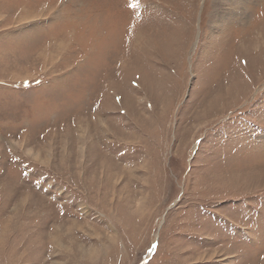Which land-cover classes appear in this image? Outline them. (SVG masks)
Listing matches in <instances>:
<instances>
[{"label": "rangeland", "instance_id": "1", "mask_svg": "<svg viewBox=\"0 0 264 264\" xmlns=\"http://www.w3.org/2000/svg\"><path fill=\"white\" fill-rule=\"evenodd\" d=\"M0 264H264V0H0Z\"/></svg>", "mask_w": 264, "mask_h": 264}]
</instances>
